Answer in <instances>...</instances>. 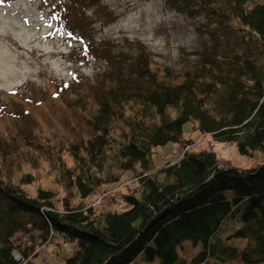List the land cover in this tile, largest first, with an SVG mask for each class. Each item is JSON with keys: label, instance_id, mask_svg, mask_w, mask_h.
Segmentation results:
<instances>
[{"label": "trees", "instance_id": "obj_1", "mask_svg": "<svg viewBox=\"0 0 264 264\" xmlns=\"http://www.w3.org/2000/svg\"><path fill=\"white\" fill-rule=\"evenodd\" d=\"M84 1L49 10L76 21ZM166 1L194 14L192 5ZM185 1L216 19L200 28L211 47L192 67H165L163 77L142 49L102 54L109 62L92 89L96 107L83 113L91 137L73 147L75 164H57L60 208L52 191L29 196L0 171V264H31L35 242L52 238L72 247L62 264H264V162L240 169L219 164L211 150L184 148L190 121L242 155L264 150V0ZM167 143L182 150L157 167L154 150ZM125 173L136 186L124 208L87 205ZM184 244L196 248L189 257Z\"/></svg>", "mask_w": 264, "mask_h": 264}, {"label": "rangeland", "instance_id": "obj_2", "mask_svg": "<svg viewBox=\"0 0 264 264\" xmlns=\"http://www.w3.org/2000/svg\"><path fill=\"white\" fill-rule=\"evenodd\" d=\"M59 1L65 0H0V171H7V178L29 196H35L39 188L52 191L57 208L66 196L57 182V164H75L73 147L91 137L83 113L96 107L92 89L109 62L102 54L122 51L133 57L142 49L150 68L163 77L165 67L178 72L199 61L211 47L209 34L200 28L216 21L197 12V3L185 0L174 1L183 7L192 5L188 11L194 14L180 12L166 0H85L77 22H65L45 8H55ZM59 23L65 28H59ZM184 130L187 152L211 150L219 164L240 169L264 162V150L246 156L235 145L200 133L190 121ZM178 149L182 150L172 143L157 147L154 165L173 162L179 157ZM135 186L132 174L125 173L85 202L97 212L109 207L121 210L123 195ZM70 248L53 238L37 240L31 264H62ZM195 251L184 244L181 253L189 257ZM133 264L147 263L135 259Z\"/></svg>", "mask_w": 264, "mask_h": 264}]
</instances>
